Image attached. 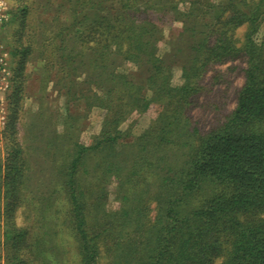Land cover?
I'll use <instances>...</instances> for the list:
<instances>
[{
	"label": "trees",
	"instance_id": "1",
	"mask_svg": "<svg viewBox=\"0 0 264 264\" xmlns=\"http://www.w3.org/2000/svg\"><path fill=\"white\" fill-rule=\"evenodd\" d=\"M97 1H76L77 6L71 8L74 13L69 15V27L60 29L69 28L70 38H62L64 48L56 46L60 54L53 55L59 59L61 74L57 85L63 93L69 95L79 90L84 93L89 84L101 91H96L94 104L108 109L107 115L114 110L115 117L112 120L106 117L103 136L96 144L87 146L73 141L67 162L64 156L67 213L69 225L79 240L82 264H98L101 239L108 236L124 258L116 259L114 264H212L220 257L222 264H264V37L259 42L254 40L264 18V0H204L205 6L197 0H187L194 11L205 7V12L216 16L223 30L214 40H211L213 30L199 31L193 40L196 31L189 29L186 34L189 48H185L188 62L182 67L181 84L173 81L176 60L167 61L177 55L168 52L164 57L154 44L153 38L158 34L159 40L162 29L150 18L137 20L136 13L142 6L139 0ZM149 2L143 5L145 10H159ZM172 9L177 10L174 5ZM191 11L189 6L178 11L176 17L185 18ZM244 24L248 30L242 44L237 45L228 33ZM73 38L88 44L94 56L75 47L69 49L68 42ZM65 50L68 52L64 53ZM240 54L247 57L246 81L228 120L204 137L194 129L191 141L184 146L185 159L167 156L163 149L166 146L162 145L165 141L173 145L183 143L176 133L186 127L184 111L197 93V77L212 62ZM132 62L138 68L147 65L149 76L138 79L133 75V69L126 66ZM80 70L88 78L81 81L77 74ZM153 103L160 108L158 117L136 138V144L121 143L120 132H107V127L117 128L129 114L146 112ZM117 146L124 150L119 151ZM131 146L141 157L125 168L118 158L127 157ZM92 152L100 153L94 166L95 171L100 170L99 178L106 179L110 171H115L116 178L126 184L132 183L136 175L140 177L144 170L162 174L167 168L170 172L173 167H181L175 173L172 170L174 174L160 175L157 194L153 196L159 209L155 218L137 205L140 193L126 189L123 207L112 212L109 221L104 218V222L92 226L79 174L86 169ZM150 155H156L153 162L148 158ZM17 160L18 152L9 158L4 174L10 190L5 210L11 228L8 234L14 239L22 235L11 208L18 199L24 175L19 174ZM198 193L205 195L203 203L188 209L189 198ZM129 235L139 239L126 240ZM40 253L36 251L38 256Z\"/></svg>",
	"mask_w": 264,
	"mask_h": 264
},
{
	"label": "rangeland",
	"instance_id": "2",
	"mask_svg": "<svg viewBox=\"0 0 264 264\" xmlns=\"http://www.w3.org/2000/svg\"><path fill=\"white\" fill-rule=\"evenodd\" d=\"M5 1L8 17L0 28V41L5 45L2 54L6 53L4 58L8 69L6 79L0 81V86L3 87L0 95L5 98L7 104V121L5 127L0 130V264H82L79 240L69 225L67 213L69 203L62 170L64 156L67 162L72 152L73 141L87 146L96 144L103 136L106 117L109 116L111 120L115 118L114 110L111 109L107 115L108 109L94 104L96 91L99 93L101 91L90 88L89 84L84 93L79 90L69 95L64 94L61 86L57 85L61 67L59 59L53 55L60 54L56 51V46L64 48L65 44L61 43V39L70 38L69 28L63 31L60 29L69 27V15L74 13L71 8L77 6L78 0ZM139 2L142 6L136 13L137 20L150 18L162 29L163 35L159 40L158 34L155 35L154 44L158 53L164 57L168 52L177 55L176 58L171 57L167 61L176 60L173 81L175 84H181L182 67L188 62L186 49L189 46L186 34L189 33V29L196 31L193 38L195 40L199 31L213 30L211 40H214L223 30L217 21L218 18L210 15L208 11L205 12L203 10L205 7L200 11H194L187 0H151V3L158 6L159 10L155 11L150 10L152 8L145 10L143 5L145 2L150 3L149 0ZM197 2L203 3L204 0ZM204 3L202 6H205ZM173 5L181 12L189 6L192 11L190 15L178 20L176 17L178 11L172 9ZM54 30H58L59 35L54 34ZM247 30L248 26L244 24L236 29L232 28L228 34H231L237 45H241ZM263 37L264 18L260 22L257 34L254 35V40L259 42ZM68 44L69 49L75 47L80 51H86L85 54L94 56L93 51L88 49V44H81L79 39L73 38ZM79 57L81 55L78 54V59ZM228 58L230 59L212 62L197 77V93L192 96L184 111L187 116L186 127L184 130L179 128L181 132L176 133L183 143L173 145L165 141L162 145L166 146L163 149L167 156L172 154L179 158L178 160L185 159L184 146L191 141L189 137L194 129L203 137L207 136L211 131L221 128L235 110L239 91L246 81L248 62L247 57L241 54ZM126 66L133 69L131 73L138 79L150 74L146 72L147 65L138 68L132 62ZM82 68L87 70L86 67ZM77 74L81 81L89 76L81 70ZM159 111V106L153 103L146 112L134 111L129 114L117 128L107 127V132L114 134L120 132L121 143L136 144V138L152 126ZM123 150L124 148L119 149ZM129 151L130 154L124 157L128 162L118 158L121 166L125 168H128L136 158L141 157L137 150H134V146H131ZM16 152L17 165L21 170L19 174L24 175L19 183L18 199L11 204L17 226L22 231V235L14 239L8 234L11 228L5 210L8 206L7 200H10V197L7 198L10 190L5 183L4 174L7 172L9 158ZM160 155L165 153L160 152ZM99 156L100 153L92 152L87 158L86 169L79 172L81 184L85 188V200L90 210L92 226L104 222V218L109 221L111 213L123 207L126 189L139 192L137 205L145 209L149 217L155 218L159 209L158 201L153 196L157 194L160 175L174 174L181 167H173L174 173L172 170L168 172L170 168H167L162 174H156L153 169L147 170L148 173H144V170L140 177L136 175L132 183L126 184L116 178L115 171H110L106 179L102 178L101 174L99 178L97 174L100 170H94ZM155 157L156 155H150L148 158L153 162ZM146 183L148 185L145 186ZM207 191L204 193L207 194ZM204 199L203 193L194 194L188 200V209L201 205ZM129 238L139 239L138 236L129 235L126 240ZM130 244L136 248L134 243ZM114 247V241L110 236L101 239L98 264H114L116 259H124L120 251ZM38 250L42 251L39 256L36 254ZM52 251H55V255ZM222 262L223 257H220L212 264Z\"/></svg>",
	"mask_w": 264,
	"mask_h": 264
},
{
	"label": "built area",
	"instance_id": "3",
	"mask_svg": "<svg viewBox=\"0 0 264 264\" xmlns=\"http://www.w3.org/2000/svg\"><path fill=\"white\" fill-rule=\"evenodd\" d=\"M7 4L5 0H0V28L3 26L5 21L7 20ZM5 49V45L0 41V81H4L6 79V75L8 73L7 62L5 61L4 56L6 53L2 54V51ZM2 85L0 86V90L2 89ZM6 100L4 97L0 95V130L5 127L7 121L6 114Z\"/></svg>",
	"mask_w": 264,
	"mask_h": 264
}]
</instances>
